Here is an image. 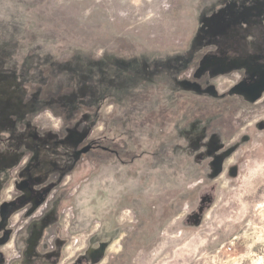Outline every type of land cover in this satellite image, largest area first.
I'll use <instances>...</instances> for the list:
<instances>
[{
	"label": "rangeland",
	"instance_id": "374dc122",
	"mask_svg": "<svg viewBox=\"0 0 264 264\" xmlns=\"http://www.w3.org/2000/svg\"><path fill=\"white\" fill-rule=\"evenodd\" d=\"M35 142L54 264H264V0H0V203Z\"/></svg>",
	"mask_w": 264,
	"mask_h": 264
},
{
	"label": "flooded vegetation",
	"instance_id": "af4514ba",
	"mask_svg": "<svg viewBox=\"0 0 264 264\" xmlns=\"http://www.w3.org/2000/svg\"><path fill=\"white\" fill-rule=\"evenodd\" d=\"M39 144L37 142L33 145L22 144V152L31 151V154L17 166L18 168L16 169V175L14 177L15 193L12 192L14 190V188H12L11 194L13 196H9L7 199L8 201H2L0 203V264H41V258H43L42 264L52 263L51 259L41 255L38 251V244H40V241H38V227L42 225L41 221L38 220L35 222L34 226L36 228L33 227L32 223H29L25 228L26 233L24 232V234H22L20 231L16 230V233L10 237V234H12L11 231L14 230L13 225L9 224V218L14 214L12 210L16 209L17 211V209L22 206V210L25 214L29 209L35 207V205L40 204L46 199L47 195L52 190L51 188L56 186L59 182V180H57L56 177L53 178L52 175L56 172L60 173L69 164V154L66 151L68 147H64V145L57 143L54 148H50L51 155L47 157L44 154L36 152V149L39 150L41 146ZM60 145L65 149H63L64 151L61 150L62 148H59ZM42 147L47 148V146ZM19 150V146H16L12 149V153L18 155ZM22 152L20 154H22ZM17 157L21 158V155ZM12 167L13 165L9 164L3 165L0 169V198ZM52 206L53 204H49V210ZM9 241L10 243H7ZM15 241L17 244L16 246L14 245ZM5 246L12 248V253L8 255L10 259H7L3 252L2 247ZM15 247L17 248L15 249ZM88 262V257L78 256L76 262L73 264H88Z\"/></svg>",
	"mask_w": 264,
	"mask_h": 264
},
{
	"label": "water",
	"instance_id": "95a60500",
	"mask_svg": "<svg viewBox=\"0 0 264 264\" xmlns=\"http://www.w3.org/2000/svg\"><path fill=\"white\" fill-rule=\"evenodd\" d=\"M89 148H90V146L87 145V146L83 147L80 151L81 152H86L87 150H89Z\"/></svg>",
	"mask_w": 264,
	"mask_h": 264
},
{
	"label": "trees",
	"instance_id": "16d2710c",
	"mask_svg": "<svg viewBox=\"0 0 264 264\" xmlns=\"http://www.w3.org/2000/svg\"><path fill=\"white\" fill-rule=\"evenodd\" d=\"M41 260L43 261V258H41ZM42 261H41V264H42ZM50 264H54V263L52 262V263H50Z\"/></svg>",
	"mask_w": 264,
	"mask_h": 264
},
{
	"label": "crops",
	"instance_id": "0c3cea01",
	"mask_svg": "<svg viewBox=\"0 0 264 264\" xmlns=\"http://www.w3.org/2000/svg\"><path fill=\"white\" fill-rule=\"evenodd\" d=\"M50 202H51V201H50ZM50 204H52V202H51Z\"/></svg>",
	"mask_w": 264,
	"mask_h": 264
}]
</instances>
